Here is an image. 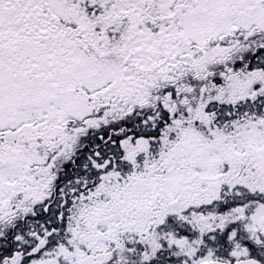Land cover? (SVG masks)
Returning <instances> with one entry per match:
<instances>
[{
    "label": "snow or ice",
    "instance_id": "1",
    "mask_svg": "<svg viewBox=\"0 0 264 264\" xmlns=\"http://www.w3.org/2000/svg\"><path fill=\"white\" fill-rule=\"evenodd\" d=\"M0 264H264V0H0Z\"/></svg>",
    "mask_w": 264,
    "mask_h": 264
}]
</instances>
